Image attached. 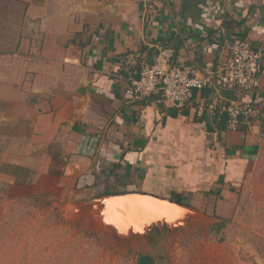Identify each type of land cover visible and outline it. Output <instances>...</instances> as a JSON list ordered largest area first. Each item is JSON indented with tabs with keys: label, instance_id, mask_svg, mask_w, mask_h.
<instances>
[{
	"label": "crops",
	"instance_id": "0c3cea01",
	"mask_svg": "<svg viewBox=\"0 0 264 264\" xmlns=\"http://www.w3.org/2000/svg\"><path fill=\"white\" fill-rule=\"evenodd\" d=\"M233 38L264 53V0H0V222L26 190L85 201L264 180V63L244 95L259 116L237 129L220 111L231 91L182 109L124 94L159 47L201 66Z\"/></svg>",
	"mask_w": 264,
	"mask_h": 264
},
{
	"label": "rangeland",
	"instance_id": "374dc122",
	"mask_svg": "<svg viewBox=\"0 0 264 264\" xmlns=\"http://www.w3.org/2000/svg\"><path fill=\"white\" fill-rule=\"evenodd\" d=\"M224 188L231 194L218 206L215 186L170 191L164 198L179 192L196 221L170 233L126 237L98 230L84 200L49 188L26 190L0 222V264H137L140 255L153 264H183L193 255L189 264H264V180Z\"/></svg>",
	"mask_w": 264,
	"mask_h": 264
},
{
	"label": "built area",
	"instance_id": "2783aa9c",
	"mask_svg": "<svg viewBox=\"0 0 264 264\" xmlns=\"http://www.w3.org/2000/svg\"><path fill=\"white\" fill-rule=\"evenodd\" d=\"M151 5H147L150 10ZM171 49L159 47L152 64L141 68L137 78L127 84L124 94L132 100L160 95L167 108L182 109L193 99L195 90L211 88L233 92L220 111L226 115L227 127L237 129L242 122L250 124L259 116V108L244 95L259 87L264 53L239 38L228 44V55L218 63L177 65Z\"/></svg>",
	"mask_w": 264,
	"mask_h": 264
},
{
	"label": "water",
	"instance_id": "95a60500",
	"mask_svg": "<svg viewBox=\"0 0 264 264\" xmlns=\"http://www.w3.org/2000/svg\"><path fill=\"white\" fill-rule=\"evenodd\" d=\"M80 203L98 230L125 237L170 233L198 218L179 201L144 192L106 194Z\"/></svg>",
	"mask_w": 264,
	"mask_h": 264
},
{
	"label": "trees",
	"instance_id": "16d2710c",
	"mask_svg": "<svg viewBox=\"0 0 264 264\" xmlns=\"http://www.w3.org/2000/svg\"><path fill=\"white\" fill-rule=\"evenodd\" d=\"M214 194L216 195L215 206H218L222 205V201L225 199L226 195H230L231 192L225 190V188H219ZM137 264H153V258L149 255H140L137 258Z\"/></svg>",
	"mask_w": 264,
	"mask_h": 264
}]
</instances>
